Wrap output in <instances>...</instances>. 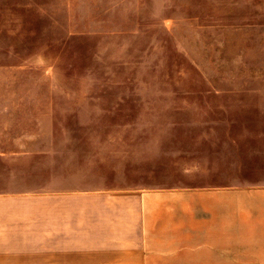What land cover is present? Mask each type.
<instances>
[{"label": "rangeland", "instance_id": "rangeland-1", "mask_svg": "<svg viewBox=\"0 0 264 264\" xmlns=\"http://www.w3.org/2000/svg\"><path fill=\"white\" fill-rule=\"evenodd\" d=\"M8 140L74 188L264 184V0H0Z\"/></svg>", "mask_w": 264, "mask_h": 264}, {"label": "crops", "instance_id": "crops-1", "mask_svg": "<svg viewBox=\"0 0 264 264\" xmlns=\"http://www.w3.org/2000/svg\"><path fill=\"white\" fill-rule=\"evenodd\" d=\"M8 144L0 264H264V184L74 188L67 161Z\"/></svg>", "mask_w": 264, "mask_h": 264}]
</instances>
